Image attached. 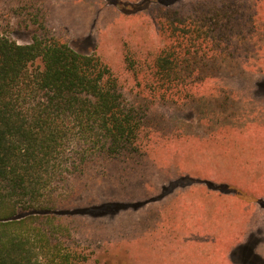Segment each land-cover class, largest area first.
<instances>
[{"label": "rangeland", "instance_id": "rangeland-1", "mask_svg": "<svg viewBox=\"0 0 264 264\" xmlns=\"http://www.w3.org/2000/svg\"><path fill=\"white\" fill-rule=\"evenodd\" d=\"M25 1L0 0V35L19 44L42 35ZM33 1L49 3L50 32L106 60L132 100L123 57L128 48L153 52L163 43L158 0ZM256 50L219 66L187 107L154 104L139 155L94 167L75 202L83 224L75 238L93 252L88 264H264V233L247 232L258 214L252 208L264 209V47ZM193 224L221 229L217 238L182 243L181 228ZM238 228L248 237L231 246Z\"/></svg>", "mask_w": 264, "mask_h": 264}, {"label": "trees", "instance_id": "trees-1", "mask_svg": "<svg viewBox=\"0 0 264 264\" xmlns=\"http://www.w3.org/2000/svg\"><path fill=\"white\" fill-rule=\"evenodd\" d=\"M27 1L42 35L29 44L0 35V264H88L93 252L75 238L86 178L142 152L154 104L187 107L219 66L256 55L264 0H158L163 43L123 57L132 100L106 60L50 32L49 3Z\"/></svg>", "mask_w": 264, "mask_h": 264}, {"label": "crops", "instance_id": "crops-1", "mask_svg": "<svg viewBox=\"0 0 264 264\" xmlns=\"http://www.w3.org/2000/svg\"><path fill=\"white\" fill-rule=\"evenodd\" d=\"M252 210H253V213H254V211L256 213L258 212V214H257L258 215V218H257V221H256V216L257 215L254 218H252V221H254L255 224H251V226L249 227V229H247V232H251L252 233V235H249L250 239H252V238L255 239V235L253 233L256 231V227H259V229H260L259 232L260 233H262V232L264 233V216H263L264 215V209L258 210L256 208H252ZM206 211L210 212L212 210L208 206ZM261 211H262V213H260ZM261 219H262V221H261ZM197 225L198 224H193V225H188L186 227L184 226V227L181 228V230L184 231V232L183 231H181V232L187 234L186 236H183L182 237L183 240H184V241L181 240L182 243H185V244L188 243L189 245H191V243L193 242L192 240H198L200 237H202V240H204V238L206 236L208 237V239H210L213 236L215 238H217L216 237V233H218V231H220V229H221L220 226L217 227V225H213V226L212 225L211 226H202V227H199ZM176 227H177V225L174 226L173 231H172L173 233H176L175 232ZM225 227L229 230L228 226L225 225ZM234 232L236 233V235L234 236V240H231L230 241L231 243H229V245H231V246L234 245V244H236V243L239 245V241L241 240L242 237H248V235H245V233H246L245 232V228H241V229L238 228V230H233V233ZM198 233H201V235L198 234ZM195 234H198V235L194 238L193 236ZM202 240L200 242H202ZM225 241L226 240H224V242ZM202 245H203V243H202ZM171 255H173V254H171ZM263 255H264V252H263Z\"/></svg>", "mask_w": 264, "mask_h": 264}]
</instances>
